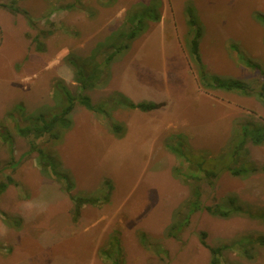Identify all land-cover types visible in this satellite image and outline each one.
<instances>
[{"label": "rangeland", "instance_id": "374dc122", "mask_svg": "<svg viewBox=\"0 0 264 264\" xmlns=\"http://www.w3.org/2000/svg\"><path fill=\"white\" fill-rule=\"evenodd\" d=\"M13 1L29 12L34 25L1 5ZM75 1L84 9L67 8ZM103 2L0 0V184L8 176L17 183L0 193V264H114L117 248L124 264H210L202 231L209 246H226L223 264H264V245L256 241L264 235V220L248 213L264 209V143L248 140L236 160L230 154L242 125L264 123L258 96L264 82V25L255 15L264 13V0H161L160 21L150 22L109 65L105 60L114 48L102 49L101 80L82 90L66 57H88L114 31L129 30V14L148 0ZM188 3L204 26L199 49L207 71L247 81L250 95L200 84L189 48ZM40 31L46 32L44 51L33 42ZM122 39L119 43L128 42ZM248 59L261 69L248 66ZM58 80L109 108L120 93L163 105L151 111L110 108L112 119L126 127L123 136L112 131L107 117L80 104L72 127L59 139L19 134L18 126L30 123L29 114L63 102ZM179 133L187 137L184 145L192 158L204 156L207 167L220 170L214 186L169 149ZM3 134L12 137V145ZM39 148L58 157L60 170L75 182L71 193L51 170L43 171ZM226 164L259 169L235 175ZM107 180L113 185L109 201L85 204L75 220L71 195L103 197ZM198 183L204 204L230 207L228 197L235 196L245 212L190 214ZM181 222L186 224L179 231ZM245 244L254 258L244 253Z\"/></svg>", "mask_w": 264, "mask_h": 264}, {"label": "trees", "instance_id": "16d2710c", "mask_svg": "<svg viewBox=\"0 0 264 264\" xmlns=\"http://www.w3.org/2000/svg\"><path fill=\"white\" fill-rule=\"evenodd\" d=\"M108 1L115 2L116 0H105L103 2L104 5H108ZM15 1L12 4H1L4 7L12 10L13 12H21L25 14L31 25H34L35 21L30 16L29 12L25 9H22L19 6H15ZM161 0H148V2H141L136 11H133L129 14L128 20L129 30L121 31V29L114 31L110 34L116 35L120 34L121 36L115 39H110V36L106 38L103 42H98L96 46L92 49V52L88 57H81L76 54H70L66 57L67 62L74 68L75 71V80L80 83V87L82 90L92 89L98 85V82L102 77V67L97 57L98 54L104 48H114L110 55L106 58L105 62L109 65L124 49L128 48L130 41L138 38L142 32H144L149 27L150 22H158L161 19ZM68 9L80 8L84 9V6H78L77 1L71 2L67 4ZM186 13L188 24L191 30V39H190V53L192 58L197 64L198 76L200 84L205 88L211 89H221L224 91H238L242 94L250 95L252 93V86L247 82L239 78L233 77H223L218 74H213L207 71L206 65L204 64L200 49L199 43L200 39L204 33L203 23L197 13L196 7L188 3L186 6ZM256 18L264 25V13L257 12ZM45 31H40L34 38L33 42L35 44V48L39 51H44L46 49L44 39L41 35H44ZM52 33L48 31V34ZM46 34L43 36L45 37ZM122 38H126L128 40L127 43L122 44L119 43V40ZM123 40V39H122ZM246 64L250 67L261 69V66L258 63L252 62L250 59L246 60ZM56 87L59 89L60 93L64 96V100L61 103H57L55 107L48 108L47 111L40 110L38 112H34L28 115V120L30 123L26 126L20 127L18 126L19 134L25 137H32V140L39 139L45 135L52 137L54 139H59L64 130L70 129L73 125V111L77 104L83 105L89 110L95 111L97 113L102 114L107 117L110 121V126L112 131L118 135L123 136L126 133V127L123 123L114 121L112 119L111 109L114 107H124L128 109H139L142 111H151L159 108L163 104L161 102L155 100H141L135 101L131 97L127 96L124 93H120L118 98L115 100L114 107H107L105 104H95L92 101V98L87 93H79L74 94L64 80H58L56 82ZM259 98L264 103V82L260 86V90L258 92ZM23 109V107H22ZM3 139L12 145V137L9 134H3ZM177 144L169 143V149L174 152L182 162H188L189 165L196 167L198 170L204 172V177L208 179V182L211 186H214V180L218 177L220 170L215 167H207L206 162L209 161L204 156H196V158H192L189 154L187 148L185 147V143L187 141V137L184 134H177ZM251 140L255 144H263L264 143V123H247L241 126V136L240 139L236 142L232 152L230 153L234 156L235 160L241 155V152L244 149L245 143ZM39 152V164L42 166L43 171L49 173L48 171H52V173L59 179L63 180L65 185L64 189L71 193V191L75 187V182L72 177L65 171L60 170L61 162L58 157L52 153L51 151H45L41 148L38 149ZM18 163V162H17ZM229 169L235 175H243L250 172L257 171L258 167H247L246 165L240 167H231L228 164L224 166ZM264 170V165L262 168ZM179 172V169H178ZM190 177L194 178L196 181H200L201 177L196 174H191ZM17 183L13 180L11 176H8L7 181L0 184V193L5 191L9 184ZM107 189L105 190L103 197L95 196V195H71V199L73 201V217L75 220H78L81 214V209L85 204H94L98 205L104 202H108L110 199L111 191L113 189V185L110 180L106 181ZM193 199L189 203V212L194 213L198 210H206L212 215L220 216V217H229L233 213H244V207L238 202V199L235 196L228 197V204L226 203H215V204H204L202 197V188L198 183L193 187ZM253 217H258L264 220V209H260L258 212H248ZM184 223H179L178 229L179 231L182 229ZM178 231V230H177ZM176 231V233H177ZM170 230V234H171ZM173 234V233H172ZM171 234V235H172ZM207 232H200V241L203 245L207 246L211 253L210 264H223L221 260L222 251L226 246H209L207 241ZM256 241L260 242V244L264 245V235L258 236ZM249 245L253 243L250 240ZM118 246V245H116ZM115 248V247H114ZM244 253L249 258H254V254L250 253V249L247 248V245L243 246ZM118 252V256L114 260V264H124L123 258L121 256L120 250L116 249Z\"/></svg>", "mask_w": 264, "mask_h": 264}]
</instances>
